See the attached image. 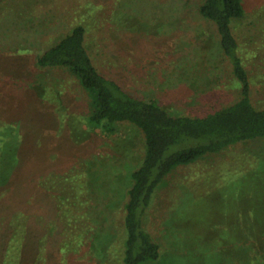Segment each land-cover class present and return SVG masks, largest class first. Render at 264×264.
I'll list each match as a JSON object with an SVG mask.
<instances>
[{
  "label": "rangeland",
  "instance_id": "1",
  "mask_svg": "<svg viewBox=\"0 0 264 264\" xmlns=\"http://www.w3.org/2000/svg\"><path fill=\"white\" fill-rule=\"evenodd\" d=\"M242 2L245 18L233 26V33L250 76L251 98L257 101L264 98V0ZM199 4L200 0H0V63L1 56L14 55L17 49L41 52L82 19L87 48L100 73L138 96L158 99L172 112L206 114L236 100L240 89L232 66L222 57L214 25L198 13ZM38 72L34 85L42 94H52L44 97L38 91L36 103L25 90L23 96L17 93L15 86L32 81H12L0 72L3 106L18 105L21 119L26 111L34 117L26 125L27 133L43 131L39 148L47 155L36 177H74L68 183L55 181L58 187L48 197L49 204L25 222L42 233L38 264H90L91 258L96 260L87 255L91 237L101 228L115 229L129 174L144 154V139L128 123L118 124L113 133L80 120L68 128L70 122L66 119V125L60 118L55 125L41 127L48 106L86 116L89 99L67 69ZM78 126L86 137L76 141L70 132L78 134ZM263 165L264 138H259L174 168L157 188L145 218L146 229L160 247L159 264L241 262L262 255ZM63 185L69 192L66 199L60 197L68 193L62 192ZM42 191L40 187L37 193ZM74 237L81 241L77 251L70 241Z\"/></svg>",
  "mask_w": 264,
  "mask_h": 264
},
{
  "label": "trees",
  "instance_id": "2",
  "mask_svg": "<svg viewBox=\"0 0 264 264\" xmlns=\"http://www.w3.org/2000/svg\"><path fill=\"white\" fill-rule=\"evenodd\" d=\"M198 13L214 25L222 57L232 66L240 89L236 100L215 107L206 114L172 112L162 106L158 99L138 96L115 79L100 73L88 51L87 27L82 19L37 54L31 50L17 49L14 55L1 56L0 72L4 76H9L12 81H32L30 85L23 82L15 86L19 87L17 93H21V96L25 90L34 97V103L41 95L52 94L48 90L42 94V88L34 85L35 79L38 81L41 76L38 71L47 68L67 69L87 92L89 110L86 116L66 114L64 107L50 110L48 106L47 111L44 109L42 113L45 120H40L41 127L55 125L54 120L60 118L61 123L66 124V119L70 122L66 124L68 128L71 122L80 120L86 126L113 133L118 124L128 123L143 136L144 154L129 174L122 213L113 230L115 233L106 228L93 233L87 255L96 260L94 262L91 258L90 264H159L160 247L146 229L145 218L153 195L165 177L177 166L191 164L243 141L264 138V98L257 101L251 98L250 76L233 33V26L245 18L242 0H200ZM260 14L264 16L263 8ZM38 91L41 95H37ZM3 98L0 95V113L4 114L0 118L5 120L0 119V262L38 264L42 233L33 226L28 227L25 220L37 218L33 212L49 204L47 199L55 195L58 183H68L74 176L49 180L36 177L47 155L45 149L39 148L43 144V131L27 133L26 125L34 117L31 118L26 111L25 119H21L19 106H11L7 102L9 105L4 107L6 102ZM42 100L45 101L44 98ZM18 121H21L20 124L16 123ZM76 129L78 134L70 132L74 139H85V130L81 131L79 126ZM260 170L264 174V165ZM86 171L89 172V167ZM79 184L77 181L76 185ZM40 187L45 192L37 193ZM69 187L72 188V185ZM65 191L68 192V189L63 185L62 192ZM68 195L69 192L65 193V197H60L66 199ZM260 232L264 239V230ZM70 241L73 242L72 249L77 251L81 241L76 237ZM240 247L246 249L243 245ZM192 261L191 264L196 262ZM249 262L264 264V253L251 255L250 260L242 259L241 262H224L220 259L214 264Z\"/></svg>",
  "mask_w": 264,
  "mask_h": 264
}]
</instances>
